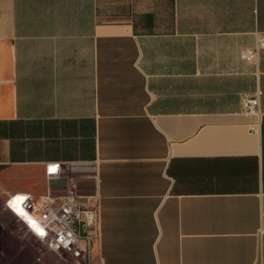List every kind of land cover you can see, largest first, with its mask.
I'll use <instances>...</instances> for the list:
<instances>
[{"label": "crops", "instance_id": "0c3cea01", "mask_svg": "<svg viewBox=\"0 0 264 264\" xmlns=\"http://www.w3.org/2000/svg\"><path fill=\"white\" fill-rule=\"evenodd\" d=\"M262 39L264 0H0V208L93 185L95 264H264Z\"/></svg>", "mask_w": 264, "mask_h": 264}, {"label": "built area", "instance_id": "2783aa9c", "mask_svg": "<svg viewBox=\"0 0 264 264\" xmlns=\"http://www.w3.org/2000/svg\"><path fill=\"white\" fill-rule=\"evenodd\" d=\"M264 49V39L254 48L245 50L243 57L252 60L260 55ZM245 108L249 114L260 113V97L249 96L245 98ZM56 166L55 173L49 169ZM61 168L49 165V176L57 175ZM26 197L16 201V207L23 214L17 215L9 207V201L14 197ZM10 211L20 219L27 231L43 241L48 249L61 257H68L75 264H95L93 258V242L101 234V213L98 205L92 199H87L75 193H60L49 190L41 196L32 194L11 195L7 201ZM101 264H107L102 261Z\"/></svg>", "mask_w": 264, "mask_h": 264}, {"label": "rangeland", "instance_id": "374dc122", "mask_svg": "<svg viewBox=\"0 0 264 264\" xmlns=\"http://www.w3.org/2000/svg\"><path fill=\"white\" fill-rule=\"evenodd\" d=\"M73 184V183H72ZM57 187L56 192L95 196V186L87 191L76 185ZM75 184V183H74ZM0 264H75L48 249L47 245L27 231L8 209L0 208Z\"/></svg>", "mask_w": 264, "mask_h": 264}, {"label": "snow or ice", "instance_id": "6c2138e0", "mask_svg": "<svg viewBox=\"0 0 264 264\" xmlns=\"http://www.w3.org/2000/svg\"><path fill=\"white\" fill-rule=\"evenodd\" d=\"M56 170H57L56 166H52L49 169L50 173H55ZM24 199H27V198L26 197L17 196V197H14L13 200L9 201V207L12 208L13 211H15L17 215H21V211L17 209L15 202L16 201H22Z\"/></svg>", "mask_w": 264, "mask_h": 264}, {"label": "bare ground", "instance_id": "6f19581e", "mask_svg": "<svg viewBox=\"0 0 264 264\" xmlns=\"http://www.w3.org/2000/svg\"><path fill=\"white\" fill-rule=\"evenodd\" d=\"M21 214H23L24 217H25L27 220L30 219V217H29L28 215H26V214H24V213H22V212H21Z\"/></svg>", "mask_w": 264, "mask_h": 264}]
</instances>
